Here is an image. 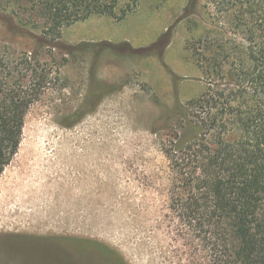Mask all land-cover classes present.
<instances>
[{"label":"rangeland","instance_id":"rangeland-1","mask_svg":"<svg viewBox=\"0 0 264 264\" xmlns=\"http://www.w3.org/2000/svg\"><path fill=\"white\" fill-rule=\"evenodd\" d=\"M188 2L135 0L127 9L121 0L117 17L76 22L57 48L42 49L52 80L0 178V264H121L84 240L126 264H207L194 230L170 209L163 151L179 117L163 118L207 82L186 46L211 27L209 9L198 0L188 15ZM37 43L17 19L0 17L4 49L18 55ZM97 81L114 88L98 103L87 100Z\"/></svg>","mask_w":264,"mask_h":264},{"label":"trees","instance_id":"trees-1","mask_svg":"<svg viewBox=\"0 0 264 264\" xmlns=\"http://www.w3.org/2000/svg\"><path fill=\"white\" fill-rule=\"evenodd\" d=\"M206 1L211 27L186 46L206 87L163 118L168 124L179 117V133L170 134L163 146L172 172L170 209L194 230L207 264H264V0ZM120 2L0 0V17L17 19V26L38 40L34 50L18 55L0 45V178L19 150L30 106L52 80L54 64L43 61L42 49L57 48L63 29L76 22L117 17ZM134 2L128 0L127 9ZM197 2L189 0L188 15ZM113 89L97 81L87 100L97 102ZM85 107L78 119L89 112ZM84 241L126 264L109 247Z\"/></svg>","mask_w":264,"mask_h":264}]
</instances>
